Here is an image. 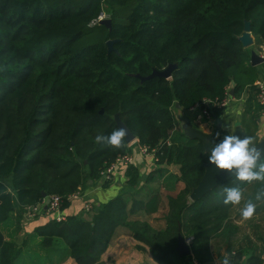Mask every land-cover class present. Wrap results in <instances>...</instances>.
Instances as JSON below:
<instances>
[{"label":"trees","instance_id":"obj_1","mask_svg":"<svg viewBox=\"0 0 264 264\" xmlns=\"http://www.w3.org/2000/svg\"><path fill=\"white\" fill-rule=\"evenodd\" d=\"M103 14L111 31L100 21L87 26ZM247 21L264 44V0H0V223L12 214L27 218L44 193L60 197L64 212L72 195L97 186L119 156L132 152L126 140L121 149L95 142L119 128V116L160 168L143 178L129 166L116 198L37 227L41 246L62 242L77 264H103L107 249L130 233L158 264H186L177 251L182 236L199 264L211 261L212 240L236 231L233 207L220 193L242 182L233 178L190 200L208 155L200 140L181 132L177 111L224 100L233 88L236 99L248 95L256 120L263 109L258 69L240 41ZM116 39L109 52L107 42ZM171 65V78L142 82ZM233 252L231 264H244L242 252ZM18 253L0 229V264H16ZM263 262L259 255L247 260Z\"/></svg>","mask_w":264,"mask_h":264},{"label":"crops","instance_id":"obj_2","mask_svg":"<svg viewBox=\"0 0 264 264\" xmlns=\"http://www.w3.org/2000/svg\"><path fill=\"white\" fill-rule=\"evenodd\" d=\"M251 36L253 43L247 48L251 50V54L252 52H256L264 58V44H262L259 38L253 36L252 32ZM255 67L258 69V81H263L264 63ZM233 95H231V102L222 110V113H212L210 117L202 115L201 110H196L194 112L186 110L177 111L181 132L184 136L191 139L186 130L195 128L206 135L219 137L217 133L220 135L221 132L222 134L227 132L224 127H222L226 122L235 128L236 135H239L241 138L245 135L252 136L257 145L264 147V113H262V111H260L259 114L257 113L258 117L254 121L252 116L255 115V113L251 114L247 111L248 95L245 93L241 99H236ZM134 142L131 143V154H133L135 158V166L139 168L141 176L144 178L146 175H150L152 172L157 171L160 167L156 164L153 155L145 156L141 154ZM167 168L174 173L179 171L176 165H171ZM127 169L126 167H119L115 171L114 179L108 187H103V184H98L95 187H89L83 190V195L79 197V199H71L72 204L64 211V215H79L83 213L84 210L86 211L85 207L88 204H91L92 207L100 206L116 198L127 185ZM144 181H142V183ZM259 186L258 182H253L250 185L242 183V188L245 189ZM256 190L257 189H253L254 194ZM245 192L249 191L246 190ZM249 194L251 195V193ZM252 196L254 197V195ZM44 202H46V199ZM36 217H38V219L35 220V222H31L32 220L29 221L28 218L18 222L17 215L12 214L9 220L0 223V229L5 239L16 242L18 245L19 253L17 255L16 264H77L69 255V250L64 243L60 242L58 247L55 248H43L41 246L42 239L37 235L36 229L39 226L49 223L51 220L55 219V217L46 212H41L37 214ZM244 222H249L251 227L243 230L241 227H245L242 226ZM230 224L236 228V231L233 233L229 232L221 238H214L212 240L211 261L206 264H219L226 255L231 257V254H229V249L231 248H233L234 252L237 250L242 252L244 264H247L248 258L252 255L264 256V204H259L257 206L256 213L251 219H243L241 223L230 216ZM139 246L144 247L146 250L140 249ZM101 261L103 264H158L151 256L148 247L134 239L130 233L119 236L101 256ZM186 264L199 263L192 255L187 259Z\"/></svg>","mask_w":264,"mask_h":264},{"label":"clouds","instance_id":"obj_3","mask_svg":"<svg viewBox=\"0 0 264 264\" xmlns=\"http://www.w3.org/2000/svg\"><path fill=\"white\" fill-rule=\"evenodd\" d=\"M104 19L107 17L101 15L99 20L94 19L87 26L94 27ZM222 127L228 134L224 135L219 143L214 144L210 154L207 153L208 162L214 165L217 170L225 171L234 177V182L239 181L249 185L253 182L259 183L260 186L254 197L247 200H245L246 189L240 187L239 184L232 187L225 186L220 193L225 206L239 207L242 205L240 216L242 219L248 220L256 213L257 206L264 204V147L257 145L252 136L245 135L241 138L236 135L235 128L226 122ZM128 136L129 130L121 127L115 129L110 135H96L95 142L109 148L121 149L126 147L125 140ZM219 264H231V257L226 255Z\"/></svg>","mask_w":264,"mask_h":264},{"label":"water","instance_id":"obj_4","mask_svg":"<svg viewBox=\"0 0 264 264\" xmlns=\"http://www.w3.org/2000/svg\"><path fill=\"white\" fill-rule=\"evenodd\" d=\"M100 24L106 25L109 30H112V20L111 19H104L100 21ZM119 41L116 40H109L107 42L109 52L114 51V44ZM240 41L243 43L244 47H249L253 43V39L251 36V22L247 21L245 24V32L242 36H240ZM251 62L252 65L257 66L261 63H264V58L261 57L256 52H252L251 54ZM176 68L175 65H171L168 68H166L163 71L154 70L152 74L146 77H141L142 82L153 79L155 77H164V78H171L173 70ZM140 77V75H138ZM230 94H234V89L230 91ZM177 107L180 108V105L177 104ZM103 113V110H102ZM116 122L118 124V127H124L129 130V136L126 137V141L128 144L133 143L136 140L135 135L131 132V130L123 123V121L119 118V116L116 117ZM186 132L189 134V137L191 139H197L200 140L205 150L208 154H210L211 148L214 146L215 143L220 142V137L222 135V132L220 133L219 137H215L214 135H206L203 132L198 131L195 128L187 129ZM230 174H228L225 171L217 170L214 165H211L209 162L205 165V174L199 183V185L192 191L190 195V199L192 202H195L197 200H200L207 196L210 192H212L214 189L218 188L223 183L233 179ZM43 196L46 198V206L50 203V198L46 197V194L44 193ZM177 251L179 252L181 257H188L190 258L192 256V250L190 245L187 243V241L182 237L179 236V244L177 246Z\"/></svg>","mask_w":264,"mask_h":264},{"label":"built area","instance_id":"obj_5","mask_svg":"<svg viewBox=\"0 0 264 264\" xmlns=\"http://www.w3.org/2000/svg\"><path fill=\"white\" fill-rule=\"evenodd\" d=\"M103 15L106 16L105 14H103ZM255 86L259 90V92L257 94V98H258L259 103L262 104V106H263L262 113H264V80L263 81H261V80L257 81L255 83ZM231 97L232 96L230 95L229 97H226L224 100H205L204 105L206 107H203L202 105H196L195 107H193L189 111L194 112L196 110H201L202 115H204L206 117H210L212 115V113L209 110V108L217 107L220 109H225L229 105V103L231 102V100H232ZM137 148L141 154H143L145 156L153 155L155 157L154 151L149 150L148 147L137 146ZM131 165H135V158H134L133 154L128 153V154H124V155L119 156L117 158V160L113 164H111L102 173L99 184L111 183L114 179L115 171L119 167L128 168ZM82 195H83V191L82 192L79 191L78 193L72 195L70 198L71 199H79V197H81ZM61 202H62V200L58 196L50 197V203L47 205V208H45L46 202H43V204L38 205V206H31L27 210L26 217L28 219H31L41 212H46L47 214L54 216L57 221H63L65 219V215L61 209ZM92 208L93 207L91 204H88L85 207L86 211H90V210H92ZM186 241L190 245L191 239H188ZM263 264H264V262H263Z\"/></svg>","mask_w":264,"mask_h":264},{"label":"rangeland","instance_id":"obj_6","mask_svg":"<svg viewBox=\"0 0 264 264\" xmlns=\"http://www.w3.org/2000/svg\"><path fill=\"white\" fill-rule=\"evenodd\" d=\"M106 17H107V16H106ZM178 114H179V113H178ZM256 184H257V183H256ZM256 184H254V185H256ZM253 189H258V187H252V188L249 187V189H246V190L249 191V192H245V200H247V199L253 197V196H252V195H254ZM251 190H252V191H251ZM249 193H251V195H250ZM242 204H243V202H242ZM240 207H242V205L239 206V207H235V208H233L232 213H231V216L234 217L236 220H238L239 223H241V222L243 221V219H242L241 216H240ZM36 216H37V215H36ZM36 216H34L33 218L29 219V221L32 220L31 222H35V220L38 219V217H36ZM28 224H29V223H28ZM249 224H250L249 222H244V225H242V226H245V227H241V228H242L243 230H245L246 228H250L251 226H250ZM19 242H21V241H19Z\"/></svg>","mask_w":264,"mask_h":264}]
</instances>
